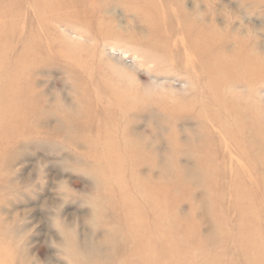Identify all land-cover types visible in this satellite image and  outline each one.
Here are the masks:
<instances>
[{"label":"rangeland","instance_id":"1","mask_svg":"<svg viewBox=\"0 0 264 264\" xmlns=\"http://www.w3.org/2000/svg\"><path fill=\"white\" fill-rule=\"evenodd\" d=\"M120 2V0H108V6L112 7V10L108 7L110 10L108 12L104 9L107 0H98V2L83 0L85 9L93 15L91 28L74 17L61 22H49L46 32H41V36H38L39 39L41 37L43 39H40L43 54L39 51L41 55L39 57L48 59L50 64L37 62L27 64L25 68L30 81L32 80L34 91L37 90L36 93L40 94L39 109L44 111L39 113L32 110L28 104L21 103L26 107L24 109L27 113L25 116L28 118L27 123L20 122L17 129L10 128V134L14 139L11 147L6 141H0V241L3 242L0 243V252L12 254L14 251L16 255L13 262L16 264H82L80 259L84 257L90 258L93 264H109L107 261L102 262L95 255L91 256L92 251L89 248L92 244L103 243L105 231L115 225L111 223L107 226L106 221L103 224L97 221L98 202L108 205V202L100 199L103 192L102 177L95 171L97 165L95 160L88 156V143L66 125V120L71 119L72 116L80 120L86 119L81 111L82 98L78 94L70 72L74 67H78L82 71L81 76L87 80L90 79L88 76L93 75L95 81L108 79L113 83L110 84L111 86L117 84L128 86L130 89L127 97L135 105L133 107L135 111L123 118L118 117L122 121V128L114 131L113 135L116 137V143L123 146H126L124 144L128 141L142 143L143 153L150 154L153 158L150 164H138L141 167L137 166V171L140 168L141 172L138 175L139 181L148 178L152 182L167 185L173 193L177 190L176 212L182 220L196 221L201 240L210 238L212 242V238L217 235L214 218L221 217L225 221L226 230L229 231L226 232V236L231 235L234 240L218 245L209 243L207 249L215 250L224 257L222 259L226 263L233 260L234 264H244L245 249L242 248L244 243L242 242L240 246L235 244V240L242 239V233L238 230L242 214L238 209L244 205L243 210H245L251 202H255L256 208L248 212L245 219L250 222L252 218L249 216L257 214L258 219L263 221L261 226L264 228V177L259 175L238 179L237 189L241 193L239 196L246 195L242 203L239 202L240 204L234 200L231 193L234 179L222 185L223 195H219L220 188L215 189L216 194L211 193L204 179L208 166L202 165L198 156L192 152L193 147L200 140V122L196 113L189 110L185 113L184 108L189 107L188 105L199 106L209 101L212 95L205 74L198 76L192 66L186 64L187 54L181 50V46L178 48L183 52L182 54L175 51L174 42H181L180 39L185 37L184 34L180 32L170 34V25L164 27V12L166 11V17L170 19H174L179 12L175 7L166 8L158 18L152 21L144 19V21L137 14L139 11L133 10L131 15V12L128 13ZM0 3L3 2L0 0ZM184 4L183 12L189 15L190 24L202 20L209 21L210 24L213 22V26L221 24L220 27L229 29L230 34L235 31L233 35H238L247 45L243 50L237 44L231 47L236 41L234 39L235 41L230 43V51L234 49L238 54L243 52L248 59L264 61V0H184ZM113 6L117 7L113 8ZM25 7L21 8V12L25 11L24 13L31 16L33 8L27 5ZM114 18L116 22L113 23L112 28H109L111 25L109 22ZM226 18L229 21L234 19L231 27L227 25ZM19 19L12 22L22 28L28 26L24 20L21 22L22 18ZM9 23L3 21L1 26L4 25L5 31L0 34V40H7L6 43L1 44L3 48L0 46V52L3 54L0 60L3 63L7 62L0 66H6L5 68L13 66L17 56H21L20 50L25 39L24 34L22 38H18L22 31L19 28L18 33L15 32L11 36L5 34ZM178 25L181 28L179 19ZM119 27H122L126 35L111 36L112 38H103L104 34L101 37L97 36L100 30L109 32L110 29L116 30ZM130 34L135 36L134 42L127 38ZM179 42L178 44L181 45ZM11 45L12 49H9ZM109 52L126 58L128 64L136 66L134 69L125 66L127 72L125 79L118 77L115 71L118 66ZM24 54L31 57L37 55L32 51H26ZM68 55L74 56L71 58ZM76 59L79 62H76ZM17 66L19 69L22 68L20 65ZM88 70L90 74L87 76ZM5 73L0 75L1 89L7 88L6 84L11 83L9 75ZM261 75L263 78L256 82L239 83L240 89L237 90L236 98L249 107L255 105L254 114L264 120V74ZM226 93L232 95L229 90ZM179 107H182L183 111ZM7 109V106H2L0 111L6 113ZM248 111L250 117V110ZM248 120L250 121L249 118ZM126 121L130 122L128 129L123 128ZM249 133L245 134L249 136L248 142L252 143L251 139L254 136ZM258 145L259 142H256L255 146ZM187 171L196 175L187 176L185 181L183 180L186 189H177L175 178L178 174L182 176ZM226 191L231 194L228 196L229 193L227 194ZM119 211L122 212L118 209L104 216L111 218L113 213ZM262 228L261 231H264ZM217 238L223 237L219 235ZM259 241L260 237L256 243ZM262 244L264 245V242ZM196 247L195 240L191 239H183L170 245L171 251L182 255L178 257V262H210L208 257H198ZM0 257L4 259L5 255ZM119 261L120 258L118 263Z\"/></svg>","mask_w":264,"mask_h":264},{"label":"bare ground","instance_id":"2","mask_svg":"<svg viewBox=\"0 0 264 264\" xmlns=\"http://www.w3.org/2000/svg\"><path fill=\"white\" fill-rule=\"evenodd\" d=\"M1 1L3 3H0V34L5 31L4 25L1 26L5 20L10 22L8 31H6L5 34L11 36L13 33L15 34V32L18 33L19 28L22 29V31L20 32L21 35H18V38H22L21 36L23 34L25 35L24 45L20 50L21 56H17L14 61L16 64L14 63L13 66L5 68L6 66L4 65L7 62L3 63L0 60V64H4V67L0 66V75L7 72L9 80H11L10 84H6L7 88H0V108H2V106H7L8 108L6 113L0 111V141H6L7 145L11 147L12 144H14V139L10 134L11 130L17 129L20 122H23V124L27 123L26 120L28 118H25L27 114L25 110L26 107L22 105L28 104L32 107V110H36L39 113L44 111L43 109H39L40 97H38V95L40 94L39 92L36 93L37 90L34 91L31 84L32 80L30 81L26 72L27 64L37 62H47L50 64L48 59L44 60L39 57L41 56L39 55V51L42 50L40 45V39L42 37L39 39L38 36H41V32H46L49 22H61L74 17L75 19L77 17L85 26L91 28L93 26L91 16L93 17V15L85 9L83 0H41L42 2L39 0ZM120 1L126 7L128 13L131 12L132 15V11L137 10L139 11L137 14H139L143 20L146 19L147 21L158 18L166 8H177L176 11L179 12V15L176 14L174 19L166 17V11L164 12V27H166V25L169 27L170 25V34H174L175 32L184 34L185 37L180 39L182 43L178 41L181 45H179L177 41L174 42L175 51L178 54H182L183 52L187 54L185 62L187 65L189 64L192 66L198 76L205 74L206 83L212 95L209 101L203 102L199 106L188 105L189 107L186 106L184 108L185 113L189 110L197 114L201 127L199 128L201 134L200 140L195 147H193L192 152L198 156L202 165L206 164L208 166V172L207 174L205 172L204 179L211 193L216 194L217 190L215 189L220 188L218 191L219 195H223L224 188L222 185L227 181L230 183V180L234 179L231 193L234 196V200H237L238 203L241 201L240 203H242L246 195L239 196L241 193L237 189V187H239L238 179L245 177L251 178L259 175L264 177V120L254 114V111H256L255 105L249 107L245 102L237 99L236 95L238 96L237 90L240 89L239 83L245 81L249 84L250 82H256L258 79L263 78L261 74H264V61L248 59L243 52H239L238 54L234 49L230 51V43L231 41H235L234 39H236V41L231 47L237 44V46H240L243 50L246 48V43L238 35V37L233 35L236 33L235 31L230 34L229 29L226 30L222 28V26L220 27L221 24L213 26V22H211V25L209 21L206 20L195 21L194 24H190L189 15L183 12L185 5L184 0ZM94 2H98V0H94ZM26 5L33 8V14L31 16L24 13V9V12H21V8ZM106 5L107 6L104 8L105 11L107 10L109 12L112 10V7L108 6V0ZM108 7H110V10H108ZM116 7L117 6H113V8ZM190 7L191 5H189V8ZM211 8H213V6ZM97 9L99 10V7ZM211 11L213 12V9ZM140 16L139 18H141ZM19 18H22L21 22L24 20L28 25L25 26L26 28L17 26L12 22V20H17ZM178 19L181 21V28L178 27ZM226 19L227 25L231 27L234 23V19H231L232 21H229L228 18ZM114 22H116L115 18L114 20H110L109 23L111 25L109 28H112ZM149 26L150 25H148V27ZM117 29H110L109 32L100 30L97 32V34H99L97 36L101 37V35L104 34L103 38H112L111 36L122 37V35H126L124 31H122V27ZM149 31L151 32L152 30ZM131 35L132 34L127 38L134 42V40H136L134 38L135 36L133 37ZM55 38L56 37H54V39ZM6 42L7 40H0V46ZM153 46L156 45L153 44ZM179 46H181L183 52L179 50ZM162 48L164 49V46ZM9 49H12V45ZM26 51H32L37 55H35V57L32 56L34 57L32 58L31 55L24 54ZM65 52L62 53L65 54ZM172 53L173 52H171V55ZM14 55L16 56V54ZM109 55L111 58L113 57V61L115 60L118 66L115 68V71L120 79L126 78L127 72L125 66L131 69L136 67L134 64H128L125 60L126 58L122 56H117L113 52H109ZM2 56L3 54L0 52V58ZM68 56L71 57V55ZM73 61L72 63H74ZM75 61L79 62L77 59ZM9 64L10 63H8V65ZM17 65H20L22 68L19 69ZM13 67H15L14 71ZM14 72L18 75L13 74ZM70 72L76 83L78 94L82 98L83 108L81 111L86 119L84 120L83 118L80 120L72 116L71 119L68 118L66 120V125L71 130L73 129L79 138L88 143V156L95 160L97 164L95 166V171L102 177L103 192L100 199L102 198V200L108 202V205L98 202V207L96 206V210H98L96 216L98 218L97 221L98 223L100 221L102 224L106 221L107 226L111 223L115 224L114 227L105 231L103 243L89 246L92 251L91 256L95 255L97 258L99 257L102 262L107 261L109 264H234L233 260L227 261L228 263H226V261L222 259L224 257L217 254L215 250L212 251L207 249L209 243L218 245L234 240L231 238V235L226 236V232L229 233V231L226 230L225 221L222 220L221 217L214 218V225L216 226L215 231L217 235L219 234L223 238H217L219 235H216L215 238H212V242H210V238L201 240L199 238L196 221L182 220L176 212L177 190L173 193L171 188L167 187V185L152 182L148 178H142L141 182L139 181L138 175L141 174L140 165L153 162V158L150 154L143 153L141 147L142 143L138 144L134 141H132V143L128 141L124 144L126 146L116 143V137L113 135L115 133L114 131H119L120 128H122V121L118 117L123 118L124 116H128L132 111H135V108H133L135 105L127 97V93L130 92L128 86L123 87L117 84L111 86L110 84L113 83L108 79L95 81L93 75L88 76L90 74L89 70L86 73L90 79L87 80L81 76L82 71L78 67H74ZM228 90L232 92V95L226 93ZM176 109L178 110V108ZM179 109L183 111L182 107H179ZM248 110H250L251 118L248 116ZM124 125L125 127L123 128L128 129V127H130V122L126 121ZM11 127L12 129L10 130ZM247 132H250L249 134L254 136V138L251 139L252 143L248 142L249 136L245 134ZM254 139L257 140L256 142H259L258 146H255L256 142ZM169 164H171V162H169ZM137 166L140 167L138 171ZM193 174L195 173L188 171L182 176L178 174L175 178V180L177 179V184L175 185L177 189H186V184L184 183L185 178L187 176L194 177L196 175ZM134 193L136 195H133ZM226 193H229L228 196L231 194L229 191H226ZM249 194L250 192L248 195ZM117 198L118 200H116ZM254 203L255 202H251L249 207L245 210H243L244 205L242 208L238 209V212L242 214L238 224V230L242 233V239L235 240V244L240 246L242 242L244 243L242 246V248L245 249L243 253L244 264H264V245L262 244L264 242V231H261L263 221L258 219L257 214L249 216L252 218L250 222H248V219H245L247 213L252 212L251 210L256 208ZM234 205H236L235 202ZM118 209L122 210V212L113 213L111 218L104 216L105 214H109L108 212ZM255 211L259 213L257 210ZM222 218L224 217L222 216ZM259 237L260 241L256 243ZM183 239L195 240L197 244L196 254H199L198 257H208L210 262H178V257L182 255L171 251L170 245L176 244V242L182 241ZM0 243L3 242L0 241ZM0 255H5L4 259L0 257V264H16V262H13L16 255L14 251H12V254H2L0 252ZM9 256L11 257L9 258ZM119 258L121 261L118 263ZM80 261L82 264H93L91 259L87 257H84L82 260L80 259Z\"/></svg>","mask_w":264,"mask_h":264}]
</instances>
